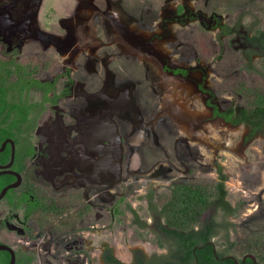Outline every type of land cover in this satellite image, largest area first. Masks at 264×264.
I'll use <instances>...</instances> for the list:
<instances>
[{
  "label": "rangeland",
  "instance_id": "374dc122",
  "mask_svg": "<svg viewBox=\"0 0 264 264\" xmlns=\"http://www.w3.org/2000/svg\"><path fill=\"white\" fill-rule=\"evenodd\" d=\"M45 1L50 3L49 0ZM88 1L92 0H54L55 7L48 8L45 13L41 11L39 18L37 17L32 25L36 23V30L50 35L55 34L59 41H64L68 35V49L57 51L55 55L57 70H62L59 67L65 66L62 61L68 58L69 64L73 53L87 45L88 41H92L82 48L73 64L68 65L74 72L75 92L72 97L66 99L67 101L62 100L60 108L68 110L81 107L83 101L78 94L86 89L83 85L88 86L101 80L104 72L108 75L106 77L110 83L107 89L110 93H114L119 84L120 90L129 92L130 102L122 107L121 113L118 114L121 144L117 146L119 152L117 162L113 165L108 162L105 155L103 156L101 163L104 171L100 178L101 183L92 191L99 195L92 198L94 195L87 194L86 197L87 201L92 198L91 200L100 206L98 211L103 214V224L113 226L112 230L105 232L107 235L104 238L111 242L116 240L126 252H129L128 248L131 246L138 248L145 240L139 239L134 228L130 227L132 219L131 213L128 212L130 205L137 209L141 217H149L144 196L150 188L160 194L169 192L168 188L177 183H204L211 187L219 178L221 168L227 176L226 188L229 199L234 205L243 204L239 215L231 218L234 226L230 229V237L231 241L237 243L233 252L242 257L255 249L264 261V189L262 193L259 192L263 184L264 136L259 135L248 141L249 129L244 125L234 126L225 123L221 118L213 119L212 112L206 105L209 95L195 92L191 80L183 81L186 87L192 89L190 100L195 103L194 97H197L205 112L194 119H183L180 123L185 125L186 132H182L179 126L182 124H178L179 121L176 122L177 118L173 116L176 115L175 107L167 101L166 94L167 91L176 94L177 91L183 90L172 88L173 84L169 89L166 88L164 86L166 79L160 73L161 66L155 61H149L147 54L134 50L138 53L135 54L136 52L124 43H114L101 48L95 37L97 30L94 31L91 26H99L101 33L98 34L107 42L115 40L110 37L117 33V28L101 13L93 17V8L88 5ZM92 3L104 11L110 3V14L115 15L116 20L122 25L127 27L131 24L137 30L152 31L151 34L158 37L156 40L165 42L170 49L168 59L171 62L189 68L191 62L200 59L201 65L207 68L208 73L204 74L199 69L192 71L191 76L203 83L206 88L213 90L214 102L221 107H235L248 103L249 100L242 91V82L252 77L242 69L245 64L244 48L239 39L223 37L216 40L218 28L206 30L198 25L194 27L191 24H195L196 20L193 19L181 23L172 18L170 9L179 5L180 12L186 7L192 10L202 9L208 14L218 11L224 15L223 22L227 24H234L240 17L244 28L255 25L264 29V0H93ZM46 7L44 2L42 9ZM92 18L94 23L90 22ZM164 20H167V28L163 26ZM90 30H93V33H90ZM138 36L143 40L149 38L141 34ZM3 38L0 33V41ZM231 41L235 46H232ZM201 42L206 45V51L200 49ZM17 44H21L24 50L20 53L23 59L32 56L38 60L36 56L27 54L36 53L38 50L48 51V48H44L43 44L31 35L21 37V34H17L13 46L16 47ZM96 48L100 49L97 53L99 57L92 54ZM160 52L167 54L166 50ZM61 55L65 57L61 58ZM175 55H178V58L171 59V56ZM213 58L215 60H212ZM202 59H205V63ZM254 61L256 65L260 62L257 56ZM212 63L220 64L217 70L212 68ZM38 64L40 69V66H43L42 60ZM47 66L49 68L51 65ZM211 73L214 76H211ZM216 78L220 80L217 81ZM223 79L225 81L222 83ZM34 97L37 98L36 95ZM191 108L196 110L198 107L192 104ZM48 120V116L43 118L41 126L48 127L51 124ZM210 123L216 127L219 136L216 139L211 137L212 133L208 129ZM198 131L206 137H199L196 134ZM43 132L41 129L39 135L36 134V139L41 142L48 138ZM202 148L207 150L208 155L202 153ZM54 152H60V146L55 147ZM227 152L232 155L236 165L232 166L229 162ZM68 157H70L68 168H95L93 160L83 157L75 149H70ZM96 183L97 180L92 181L93 185ZM113 207L117 209V223L110 219V210ZM8 233L10 238L6 240L11 244L15 246L22 244L27 248L34 246L31 238L27 239L13 232ZM254 237H258L260 241L257 247L251 245ZM20 239L23 242H20ZM117 251L118 246L116 253L119 255ZM93 264L99 263L94 260Z\"/></svg>",
  "mask_w": 264,
  "mask_h": 264
},
{
  "label": "flooded vegetation",
  "instance_id": "af4514ba",
  "mask_svg": "<svg viewBox=\"0 0 264 264\" xmlns=\"http://www.w3.org/2000/svg\"><path fill=\"white\" fill-rule=\"evenodd\" d=\"M44 2L47 5L46 9H42ZM49 2L48 4L45 0L0 1V33L4 37L0 41L1 55L5 61L12 62L21 70L20 76H18L20 81H25L27 73L29 82L34 79L48 83L46 86H40L37 81H34L32 85L22 83L20 86L22 96L30 95L34 97L36 95L39 99L46 88L50 89L49 97L56 98L59 96V101L51 104L39 116L32 143L25 145L26 140L23 137L16 142L14 136L8 135L10 125L8 113L14 107L13 99L8 90L10 84L14 85L12 86L13 89L14 87L18 88L16 86L17 81L11 82L9 74L3 76V79L0 77V193L4 187L19 183L17 187L9 189L4 198L0 200V243L8 244L16 249V252L19 253L18 260H20V264H27V256L30 255L34 257L33 264H77V262L80 264H93L94 260L99 264H119L116 260L124 264H140L141 262L144 264H167L168 261L173 259V254L176 252V240L157 226L159 212L156 211L155 205H163V202L159 200L163 193L160 192L159 194L155 189L150 188L144 196L149 217H141L137 209L131 205L128 209V212L132 215L130 227L134 228L139 239L145 240V243L141 242L139 244L140 248L129 247V252L127 251L129 258L124 259L116 253L117 246V252L120 251V244L116 240L111 242L104 238L107 235L105 232L112 230L113 226L103 224V214L98 211L100 206L91 200L93 197H97L99 193L94 194L92 191L101 183L100 178L103 176L104 171L101 163L103 156L105 155L108 162L113 165L117 162V153L119 155L117 146L121 144V127L118 114L121 113L122 107L124 108L129 104V92L120 90L121 84H119L118 89L114 90V93H110L107 89L110 82L106 77L108 76L107 72H104L101 80L96 83L92 82L88 86L83 85L86 89L83 88L82 93L78 94L83 101L81 107L68 110L60 108L62 100L67 101L66 99L72 97L75 92L74 72L68 68V65H72L82 48L88 46V43L92 41H88L87 45L74 52L69 64L68 58L62 61L65 66L59 67L62 70H57L54 62L57 59L55 55L57 51L68 49V35L64 41H59L55 34L50 35L44 31L36 30V23L32 25L35 19L39 18L41 11L44 12L52 6L55 7L54 0H49ZM92 2L93 0L87 3L93 8V17L97 13H101L106 18L109 15L116 19L115 15L110 14V3H108L107 10L104 11ZM179 10V5L170 9V14L174 20L185 23L189 19H193L196 20L195 24H191L194 27L198 25L206 30L218 28L216 40H221L223 37L239 39L244 48L245 64L242 69L252 77L242 82V91L247 96L248 103L224 108L215 103L213 90L206 88L203 83L191 76L192 71L199 69L204 74L208 73L207 68L201 65V60L191 62L189 68H183L177 62H171L168 59V54L171 51L162 54L160 51L163 50L156 46V38L158 37L154 34L146 35L145 33L148 30H137L134 25L130 24L126 27L118 22L121 27L114 24L117 33L110 37L115 40L107 42L98 34L101 33L98 29L99 26H90L94 31L97 30L95 37L98 39L97 42L101 48L109 47L114 43H124L128 47L130 46L133 51L139 50L138 52L147 54L149 61L157 62L162 69L160 73L167 80L164 82L166 88L169 89L168 83L171 78L181 83L185 80H191L195 86V92L209 95L206 105L212 112L213 119L221 118L225 123L234 126L244 125L249 129L248 141L259 135L264 136V119L260 114L264 112V49L260 46L261 40L264 41V29L257 28L255 25L244 28L245 26L242 24L240 17L237 18L234 24H227L225 21L223 22L224 15L218 11L208 14L202 9L192 10L188 7L182 12ZM199 10L203 11V20L199 18ZM90 22L94 23V18ZM163 26L167 28V20H164ZM65 28L68 30V26ZM93 30H90V33H93ZM102 31L104 32V30ZM258 31L262 34H258ZM17 34H21V37L31 35L37 38L44 48H48V51L40 52L38 50L36 53L29 52L30 54H27L36 56L38 60H35L32 56L23 59L20 54L24 52L21 44H17L16 47L13 46V40ZM138 34L149 38L143 40ZM93 42L95 41L93 40ZM231 42L232 46H235L233 41ZM137 51H134L135 54H138ZM153 51H157L162 56L160 62L153 59ZM99 52L100 49L96 48L92 54L94 57H99L97 54ZM255 56L260 61L258 65L254 61ZM62 57L65 56L61 55ZM177 58L178 55L171 56L173 60ZM40 60H42L43 66H40L39 69L38 62ZM118 60L120 61L121 58H118ZM202 60L205 63V59ZM212 60H215V58ZM47 64L51 66L48 68ZM213 64L212 68L217 70L220 64ZM28 65H33V67L29 68ZM216 79L217 81L220 80L219 78ZM224 81L225 79L222 80V83ZM172 88L178 89L175 85ZM186 91L183 89V91H177L176 94L167 91L166 94L167 101L175 107L176 115L173 116L175 119L177 118L176 122L179 121L178 124H182L180 122L183 119L198 117L194 115L196 110L191 108V105H197L196 103L192 101L188 106L191 113L193 112L191 114L185 112L181 102L171 99V95H176L177 98L182 99L188 98L189 93L186 96ZM16 108L18 111L23 112V102H17ZM218 113H233V115L229 120L222 115H217ZM47 116L49 118L48 122L50 121L51 124L48 127H43L41 121ZM65 118L67 121H65ZM237 118H240L241 122L233 123V120ZM14 122H18V125L21 120H13L11 123L14 124ZM182 126L186 128L185 125L182 124ZM21 128H18L15 132H23ZM41 129L44 130L43 133L48 138L50 137V139L46 138L45 142L36 139V134L39 135ZM196 134L199 136L198 132ZM58 146H60V152H54L55 147ZM70 149H75L83 157L93 160L95 168H68V158H70L68 152H70ZM13 152H15V157L12 162ZM130 160L132 163V157ZM87 163L89 162L87 161ZM93 180H97L95 185L92 184ZM175 185L168 188V190L171 191ZM263 189L264 184L260 187L259 192L262 193ZM10 191L13 192L9 193ZM87 194L94 196H91L92 198L87 201ZM153 198L155 199L152 200ZM110 219L115 223L118 222V213L115 207L110 210ZM8 232H13L27 239L31 238L34 246L27 248L22 244L17 246L11 244L6 240V238H10ZM19 241L23 242L22 239ZM188 244H193V247H187L180 251L190 256V264H199L198 255L200 254L206 256L212 253L215 257H218L221 252L219 250H222V247L216 243V237L209 240L208 245H210V248L200 243L194 244V241L191 240ZM229 256H235L240 264V258L232 253L219 258L220 260L231 259ZM176 261L175 259L173 264H176Z\"/></svg>",
  "mask_w": 264,
  "mask_h": 264
},
{
  "label": "trees",
  "instance_id": "16d2710c",
  "mask_svg": "<svg viewBox=\"0 0 264 264\" xmlns=\"http://www.w3.org/2000/svg\"><path fill=\"white\" fill-rule=\"evenodd\" d=\"M258 34H262V32L258 31ZM199 46L201 50H207L206 45L202 42ZM260 46L264 49V41L261 40ZM6 62L7 61L4 60L0 53V77L2 78L3 76H8L9 74L10 81L13 83L17 81L16 86H18V88L14 87L13 89L12 86L14 85H9L8 91L9 95L13 99L14 107L11 108L8 113L10 120L8 135L14 136L16 142L23 137V139L26 140L25 145H29L32 143V138L37 129L39 116L42 115L51 104L57 103L59 101V96L56 98L49 97L48 93L50 89L47 88L39 99H35V97L30 95H27L26 97L22 96V90L20 89L22 83L25 85L27 83L32 85L34 81L36 82L37 80L32 79L29 82L26 73L25 81H20L18 76H20L21 70H19L12 62ZM37 83L40 86H46L48 84L47 82L39 81H37ZM20 101L23 102V112L18 111L16 108L17 102ZM260 114L264 119V112ZM217 115H222L230 120L233 113H218ZM17 119L21 120L18 125L17 123L19 121L14 122V124L11 123L13 120L17 121ZM240 122V118L233 120V123ZM17 127H23L21 128L23 132L20 131L19 133H16L15 131L18 129ZM226 180L227 176L222 173L220 168L219 178L215 180L214 185L211 184V187L210 185L204 183H177L171 191L163 193L159 197V200L163 202V205H155L156 211L159 212V221L157 222V226L162 228L163 231H166L176 240V252L173 254V259L168 261L167 264H173L175 259L177 260L176 264H190V256L185 252L181 253L180 250L187 247H193V244H188L190 240L194 241V244L200 243L210 248L208 242L212 237H216V243L218 246L222 247V250H219V252H221L218 257H215L212 253L207 254L206 256L203 254L198 255L199 264H236L234 260H220L219 258L224 257L225 254L228 253L234 254L233 251L237 243L236 241H231L230 237V229L234 226L231 218L237 217L243 208L242 203L234 205L229 199V192L226 188ZM12 192L13 191H10L9 193ZM154 199L155 198L152 200ZM197 227L198 229H196ZM192 234L194 235L192 236ZM259 242L258 237H254L251 241V245L257 247ZM250 252L256 255L260 264H264L261 254L258 251H255L254 249L250 250ZM16 253V264H20V260H18L19 253ZM237 257L240 258V264H243L242 257ZM27 258L28 260L26 263L33 264V255L27 256ZM10 260V253L8 251L0 250V264H9ZM116 261L119 264H124L118 260ZM140 264L144 263L141 262ZM246 264H254V262L252 259L248 258Z\"/></svg>",
  "mask_w": 264,
  "mask_h": 264
},
{
  "label": "bare ground",
  "instance_id": "6f19581e",
  "mask_svg": "<svg viewBox=\"0 0 264 264\" xmlns=\"http://www.w3.org/2000/svg\"><path fill=\"white\" fill-rule=\"evenodd\" d=\"M145 34L149 36V35H151V32L146 31ZM156 46H157L160 50H166L167 52H170V49L167 48L166 43L163 42V41H161V40H157V41H156ZM165 48H166V49H165ZM172 84L175 85V86H177L178 89H182V90L184 89V90H187V91H188L189 96H188V98H186V99L177 98L176 95H171V99H173V100L176 99L178 102H181V105H182V107L184 108L185 112L191 113V111H190V107H188V106L191 104V102H192V101L190 100V97H191V95H192V90H191V88L186 87L185 84H183V83H181L180 81H178V80H176V79H173V78H171V79L169 80L168 86L171 87ZM173 96H175V97H173ZM194 100L196 101L195 103L197 104V107H198V108L196 109L194 115H200L202 112H205L204 107H203L201 104H199V99H198L197 97H194ZM186 102H187V103H186ZM203 110H204V111H203ZM192 113H193V112H192ZM192 113H191V114H192ZM180 128H181V131L183 132V131H184V128H183L182 125H180ZM209 131L212 133L211 136L214 137L215 139H216L217 137H219L215 125H212V124L209 125ZM198 134H199V136H200L201 138H203V137L205 136L201 131H198ZM205 137H206V136H205ZM260 151H261V150H260ZM202 152H203V154H207V155H208L207 150H206L205 148H202ZM226 155L228 156L229 162L232 164V166L236 165L235 160L232 159V155H231L230 153H228V152L226 153ZM236 161H237V160H236ZM233 168H234V167H233ZM231 171H232V170H231ZM263 184H264V173H263ZM119 248H120L119 256L122 257V258H124V259H128V258H129V254H128V252L122 250V249H121V245H119Z\"/></svg>",
  "mask_w": 264,
  "mask_h": 264
},
{
  "label": "water",
  "instance_id": "95a60500",
  "mask_svg": "<svg viewBox=\"0 0 264 264\" xmlns=\"http://www.w3.org/2000/svg\"><path fill=\"white\" fill-rule=\"evenodd\" d=\"M107 17L111 20V22L113 24H115L118 27H121L120 26V23H118V21H116V19H114V17L109 16V15H107ZM199 18L201 20H203V18H204V14H203V11L202 10H199ZM152 57H153V59L157 60L158 62H160L161 59H162V56L157 51L156 52L153 51ZM14 157H15V152H13L12 162L14 160ZM18 185H19V183H13V184H10V185L4 187L2 189V191H1V193H0V200L4 198V196L7 194V192H8L9 189L14 188V187H17ZM0 250L8 251L10 253L11 260H10V263L9 264H16L17 256H16V249L14 247H12V246H10L8 244H5V243H0ZM229 257L231 259H233L237 264H239V261H238V259L235 256H229ZM247 258H251L254 261L255 264H260L258 262L257 258H256V255L253 254V253H248L245 256H243V264H245Z\"/></svg>",
  "mask_w": 264,
  "mask_h": 264
}]
</instances>
